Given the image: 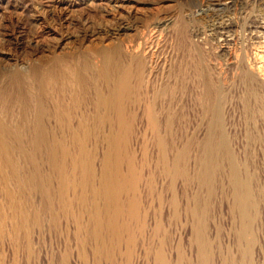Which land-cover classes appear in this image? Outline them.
<instances>
[{"label": "bare ground", "instance_id": "1", "mask_svg": "<svg viewBox=\"0 0 264 264\" xmlns=\"http://www.w3.org/2000/svg\"><path fill=\"white\" fill-rule=\"evenodd\" d=\"M192 1L202 6L201 0ZM256 1L264 5V0ZM127 2H114L117 3V21L118 18H136L135 8L127 7ZM206 2L226 12H231L234 5V0ZM42 8L38 0L14 2V9L30 26L41 21L39 11ZM226 18L218 17L209 29L210 35L217 37L225 44L224 47L230 41L234 27ZM163 21L157 20L153 28L158 30L164 25ZM124 29L119 27L116 32ZM249 29L255 49L251 57L242 60L236 79L229 86L221 83L219 78L202 73L197 60H189L187 65H183L182 59L176 56L163 62L154 60L152 45L143 41L142 37V41L124 46V57H118L116 51L108 46L95 51L96 58L100 60L97 66L88 60L80 68L79 61L54 55L49 63L43 65L44 68L34 70L31 77L35 86V110L30 131L14 126L17 122L11 121L12 125L6 120L8 115L6 117L0 105V167L4 166L0 172L7 167H10L11 173L17 172L11 153L12 142L18 149L22 148L24 144L19 142L29 134L35 150L44 146L47 132L44 124L42 126V119L49 114L59 125L67 124L66 133L76 148L71 153L66 144L54 137L55 142L48 153L52 170L57 176L56 196L61 207L71 209L77 204L86 216L84 223L79 218L82 213H74L79 216L74 215L77 228L73 236L74 245L63 248L55 264H249L254 253L264 262V232L261 233V229L254 225L253 216L257 190L252 187L245 165L230 151L224 127L226 122L229 124L230 119L237 116L245 127L246 148L260 151L263 147L264 18L252 21ZM32 34L29 40H32ZM61 47V43L53 46V54ZM5 59L13 61L0 54V79L5 77L3 70L10 67ZM16 79L15 84L18 85L21 77L15 76ZM10 83L13 84V81ZM91 87L92 94L89 95L87 89ZM8 93L1 90L0 99ZM48 98L52 100L50 110L44 103ZM129 104L134 108L131 118L126 112ZM182 104L200 106L208 118L199 142L189 138L183 143L182 138L172 134L177 110ZM72 118L76 119V123H71ZM92 122L98 127L99 124L108 126L107 133L102 136L105 151L98 161V175L94 173L91 156L85 151V141L93 133L89 127ZM197 134L199 131L196 130ZM131 141L134 148L129 146ZM145 155L148 165L143 163ZM189 156H192L191 160ZM222 167L233 190L235 223L231 235L232 250L230 248L229 253L219 255L221 257L214 263L203 213L206 208H203L198 193L203 189L207 190V194L211 193L214 175ZM182 180L186 183L187 180L194 181L198 191L194 190L195 193L189 196L185 194L184 185H177ZM24 182L20 180L19 183ZM36 186L43 198L51 202L53 195L50 189L41 184ZM143 192L149 194L150 199L144 200ZM153 193L158 202L156 210L151 206ZM12 194L9 191L5 194L11 202L14 201ZM28 220L29 215L23 210L18 216L20 226L11 219V229L5 230L7 221L0 210V264H21L19 240L26 242L23 251L28 256L22 264H35L30 261V240L34 235L26 230L21 233L18 229L26 227ZM88 241L93 245L88 247ZM47 259L45 252L36 264H50Z\"/></svg>", "mask_w": 264, "mask_h": 264}, {"label": "rangeland", "instance_id": "2", "mask_svg": "<svg viewBox=\"0 0 264 264\" xmlns=\"http://www.w3.org/2000/svg\"><path fill=\"white\" fill-rule=\"evenodd\" d=\"M38 1L43 6L39 11L41 21L37 22L36 25L30 26L25 24L26 19L20 16V13L14 9L15 0H0V54L13 60L10 61L13 63L12 65L6 59L4 60L10 67L3 70L5 77H1L0 79V84L2 83L1 86L3 87H0V91H8L9 93L4 97L5 99H0V105H2L1 107L5 110L6 117L8 115L6 120L12 125L17 122L14 126H18V128L27 131H30L34 124L35 86L34 80L31 77L32 72L44 68L43 65L47 62L49 63L54 55L60 56L61 58L65 57L66 59L70 58V60L74 59L77 62L79 61L78 64L80 68L88 60L92 62L91 64H96L95 66H97L100 60L98 57L96 58L94 53L103 46H108L110 49L112 48L113 52L115 50L117 53L115 54L118 57H120V55L124 57V48L143 40L152 45V57L154 60L163 62L176 56L179 60L180 58L182 59L183 65H187L189 60H197L201 66L200 69L202 73L214 78H219L221 83L229 86L236 79L242 60L251 57L252 51L255 49L253 48L255 45L249 26L252 24V21H258L264 18V5L261 4V1L256 0H234L231 12L230 10L227 12L224 10V12L222 9H215L211 4H207L206 0H201L202 6L201 4L200 6H198L199 4L196 5L197 2L192 0H128L127 7L135 8L134 10L137 12L136 18H118L119 21H117V3H114L117 2V0ZM112 10L115 11L113 12ZM222 16H226V19L234 26L231 39L225 47V44L223 45L217 37L210 35L209 32L210 25H212L218 17ZM157 20H160V22L164 20V25L158 30H155L153 27ZM120 22L123 23L121 24ZM2 25L5 26V28L2 27ZM30 27L37 31L35 30L34 32ZM119 27H125V29L116 32ZM22 28H24V30ZM42 31L45 32L43 33ZM31 34L33 37L32 40H29L31 39ZM27 41H29V43ZM36 41L38 42L36 43ZM59 43H61V49L53 54V46L55 47L56 44L58 45ZM38 45L39 48H37ZM27 46L29 48H27ZM15 76L21 77V82L19 81L18 85L15 84V82L18 81L17 79L15 80ZM11 81H13V84L10 83ZM101 87L103 92H105L104 86L101 85ZM87 90L88 94L91 95L92 87ZM18 91H20V93H18ZM228 99L229 98H227L225 103L228 102ZM44 103L49 106L50 110L52 100L48 98L44 100ZM21 108H23V110ZM202 109L203 108L200 106H192L190 104H182L181 107L179 106L172 132L174 137L182 138L181 140H183V143L189 141L187 140L189 138L198 140V142L200 141L199 139L202 140L204 135V131L202 130H204L206 123H208V118H206L207 116ZM24 110L26 112H24ZM126 112L129 118H131V115L134 113V108L131 104L127 105ZM72 115L73 117L75 116L74 112H72ZM19 118L22 119L19 120ZM75 121L76 119H71V123H76ZM95 124L97 123L93 124L92 122L89 126L90 129H93V133L89 134L85 141V151L88 156H91L94 173L98 175V161L105 151L102 136L107 133L108 126H100L99 124L98 127V124L97 126H95ZM42 126L46 130L47 136L46 141L43 142L44 146L40 147V150H35L32 147V140L28 133V135H25L24 138H22L23 140L19 142L21 145L24 144L22 148L19 147L18 149L16 143L14 144V142H12L11 153L14 156L12 157L14 158V164L16 163L17 172L14 174L11 173L10 167L5 168L4 172H0V205H2L0 210L7 221L4 224L5 230L11 229V219H13L15 225H18V216L21 215L23 210L26 211L29 215L27 226L18 229L21 233L26 230L25 232H29L30 234L33 233L32 235H34L33 239L30 240L32 250L30 261L36 264L38 258L43 257L46 252L49 263L55 264L59 252L63 248L74 245L75 241L73 236L75 230H77V228H75L76 222L74 215L77 214V212L79 214L82 213L80 217L78 215L75 216H78L80 221L84 223L86 222V216L77 204H74L71 209L61 207L56 196L58 188L57 176L52 170L51 163L49 162L48 153L55 142V138H57V140L60 139L62 143L66 144L71 153L76 151L73 142H71L68 133H66L68 131V126L67 124L59 125L50 114L42 119ZM224 127L230 151H233L238 160L245 165V168L248 170V176L252 179V187L256 188L254 191L257 190L256 210L253 213L255 218L254 225L260 228L261 233H263L264 143L260 151L258 149L254 151L246 148L245 127L242 120H239L237 116L235 119H230L229 124L226 122ZM196 130L197 132L199 131L197 135ZM129 144H131L129 145L130 148H134L133 141ZM137 155L139 157V154ZM190 158H192V156H189V159ZM147 162L148 157L145 155L143 157V163L147 164ZM0 168H4V166ZM222 169L217 171L214 175L211 193L207 194L206 189L199 190L198 193L203 208H206V211L203 210V213L208 227L207 237H209L208 240L212 248L210 249L216 258V260L215 258L212 260L214 263H216L221 256L225 255V253H229V251L232 250L231 235L233 232L232 227L235 223L233 214V190L226 178L224 167H222ZM20 180H25V182L20 184ZM189 182L188 180L187 183L186 181L183 182V180L177 182V185H184L183 189L184 191L186 190L185 194L188 196L194 194V190L198 191L197 188H195L194 181ZM37 184H41L42 187L45 186L50 189L53 195L51 202L43 198L41 190L36 186ZM191 188L192 190H190ZM7 191L11 192V194L13 193V202L6 198L5 194ZM143 198L144 200L150 199L149 194L145 195L143 192ZM152 199V204L154 206L152 204L151 206L156 210L158 208V202L155 193H153ZM259 238L260 235L256 241H258ZM25 244L26 242L24 240L23 242L19 240V260L21 264L24 263V260L28 257L25 251H23L24 247L26 248ZM92 245L93 243L91 241L87 242L88 247ZM183 245H185L184 242ZM259 259L258 254L254 253L250 257L248 263L264 264V262Z\"/></svg>", "mask_w": 264, "mask_h": 264}]
</instances>
